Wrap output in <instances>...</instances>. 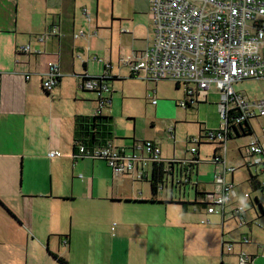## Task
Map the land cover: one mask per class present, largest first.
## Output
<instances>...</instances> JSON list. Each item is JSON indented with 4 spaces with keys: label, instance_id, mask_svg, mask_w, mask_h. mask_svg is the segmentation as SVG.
<instances>
[{
    "label": "crops",
    "instance_id": "1",
    "mask_svg": "<svg viewBox=\"0 0 264 264\" xmlns=\"http://www.w3.org/2000/svg\"><path fill=\"white\" fill-rule=\"evenodd\" d=\"M149 13L150 0H95L94 6L93 0H0V264H200L201 258L204 264H223L232 251L224 238L225 220L241 226L255 216L252 211L247 218L243 209L239 222L231 214L238 200L235 185H248L251 174L262 183L264 173L246 164V154H240L242 161L229 162L227 142L224 153L217 143L202 142L212 145L211 156L201 160L197 148V164L190 169L173 165L155 195L151 164L115 175L103 158L74 155L75 143L84 137L77 122L97 113L110 117L95 92L80 87L81 76L106 75L108 87L123 78L122 68L130 76L126 61L151 42ZM24 45L28 51H19ZM49 62L57 64L59 79L46 92L42 82ZM112 92L102 95L108 103ZM112 135L87 144L110 143L141 153L134 145L114 143ZM256 139L264 149L263 138ZM152 141L161 155L160 144ZM50 151L58 155L49 156ZM201 161L210 164L208 173L199 170ZM217 173L232 183L235 194L223 215L208 214L202 203ZM161 188L168 197L157 196ZM188 190L193 200L184 198ZM242 196L249 198L252 210L259 209L251 205L249 192ZM254 200L261 203L257 195ZM176 201L191 204L181 207ZM238 243L232 252L236 256L244 253L245 243ZM248 255L255 264L257 253Z\"/></svg>",
    "mask_w": 264,
    "mask_h": 264
},
{
    "label": "built area",
    "instance_id": "2",
    "mask_svg": "<svg viewBox=\"0 0 264 264\" xmlns=\"http://www.w3.org/2000/svg\"><path fill=\"white\" fill-rule=\"evenodd\" d=\"M149 14L151 42L133 60L126 61L131 72L141 73L146 79L155 81H173L184 90V106L186 101H193L213 85L219 93L218 111L223 124L232 109L239 113L233 118V123L264 117V94L249 97L234 89L238 82L264 78V0H150ZM28 49L27 45L18 48L24 52ZM92 59L100 61L97 56ZM58 78L57 64L49 62L43 89L51 91ZM106 78V75L95 78L81 76L80 87L95 92L98 102L106 105L109 99L102 96L110 92ZM205 136L225 152L220 133L210 130ZM187 143L196 145L200 140L187 138ZM194 145L187 149L191 158L197 151ZM137 149L140 154L134 151L127 153L124 148L110 143L97 148L75 143L74 155L103 158L115 175L132 174L138 167L163 161L159 146L152 140H144ZM245 154L248 166L264 171V149L256 138L247 144ZM55 155L58 152H49V156ZM191 158L168 159L165 174L172 172L173 165H185ZM226 171L232 172L233 168ZM183 177L188 178V175ZM180 182L183 183V178ZM213 183V191L203 193L202 203L208 214L223 215L235 195L233 185L221 173L214 174ZM243 209L238 205L231 211L239 222H242ZM248 242L247 237L241 240V243ZM231 248L232 245L227 244V250ZM237 260L238 264H253L252 255L243 252L238 254Z\"/></svg>",
    "mask_w": 264,
    "mask_h": 264
},
{
    "label": "rangeland",
    "instance_id": "3",
    "mask_svg": "<svg viewBox=\"0 0 264 264\" xmlns=\"http://www.w3.org/2000/svg\"><path fill=\"white\" fill-rule=\"evenodd\" d=\"M94 4L95 0H93V6ZM86 33L89 34L88 31ZM121 74L123 78L119 82H111L109 88L114 91L112 92V100L110 103L107 102L104 107L111 117L110 129L114 143H124L128 144L129 147L133 145L137 147L144 140L152 139L160 144L163 159L172 157L190 159L191 154L186 149L194 144L186 143V139H199L201 143L194 146L199 148L201 160L206 155L211 156L212 145L202 142H209L205 134L209 133L210 130L222 127L223 124L221 114L218 111L219 93L214 86L205 93L207 102H204V93H200V99L191 101L190 108H185L182 103L184 90L181 87L175 89L173 81L165 79L153 81L146 79L143 74L130 77L126 68L121 69ZM234 89L249 97H261L264 94V78L238 82L234 84ZM81 93L88 96L93 95L91 92ZM91 100L93 99H90V103H94ZM153 100L156 102L153 103ZM86 103L89 104V101ZM156 103L157 105L163 103L164 106L156 107ZM250 122L254 133L227 141L229 162L242 161L240 154L245 155L244 147L252 139L259 136L264 140L263 119L255 117L251 118ZM144 154L146 156L147 153ZM209 165L201 161L199 170L208 173ZM235 181L237 183L238 178ZM235 190L238 194V200L234 205H242L246 209L247 218L250 217L252 211L255 212V216L251 217V221L241 226L232 218L225 220L223 224L224 238L231 242L232 251L228 256H224L223 264H238L237 256L234 255L236 253L232 252L239 248L238 242H241L244 237L251 240V243L243 244L244 253L248 254L251 251L257 253L255 264H264V249L257 248V245L259 247L264 246V214H259L256 205L257 211L252 210L249 198L242 196L243 192L247 191L251 201H254V195H257V199L261 201L264 209V192L259 189H252L245 182L235 185ZM187 193L184 198L193 200L194 192L188 190ZM157 196L168 197L162 188L158 191ZM193 207H196V204L191 205L190 210ZM211 220L213 221V219ZM192 221L199 225V218H192ZM212 225L215 228H220L219 224ZM204 263L205 260L201 258L200 264ZM219 263L220 261L217 262V264Z\"/></svg>",
    "mask_w": 264,
    "mask_h": 264
},
{
    "label": "trees",
    "instance_id": "4",
    "mask_svg": "<svg viewBox=\"0 0 264 264\" xmlns=\"http://www.w3.org/2000/svg\"><path fill=\"white\" fill-rule=\"evenodd\" d=\"M130 73H131L130 76L132 77L133 72L130 71ZM82 76L86 77L85 74ZM90 77L95 78L99 76H90ZM149 80H152V79H149ZM175 87L179 88L177 84H175ZM185 107L186 108L189 107V101L185 102ZM238 115L239 113H237L235 109H232L230 113H228L227 118L224 121L223 127H220L215 130L216 132L221 134L223 143L227 142L228 140L232 138L251 135L252 133H254L250 120L244 119L237 123L232 122L233 118H236ZM110 121H111V117L103 116V115H100L99 113L94 114L92 116L83 117L81 122L79 121L77 122V127L79 129L78 133L82 134V136L85 137V138L84 137L82 138L83 139L82 143L84 144H87L88 142L93 143L96 140H98L100 136L106 137L110 135L111 134ZM199 138H201V136H199ZM103 143H106V140H104ZM186 143H187V139H186ZM212 143H215V142H212ZM216 150H214V153L212 155L213 158L217 157L215 153ZM198 161H199L198 152L196 151V153L192 156L191 160L186 163L187 168L189 167L190 169L191 166L196 165ZM164 173L165 172H164V162L163 161L160 163H153L152 170H151V177H150V186H151L152 195H155L157 190L160 188ZM248 182L252 189L254 190L259 189V190L264 191V186L258 180L257 175L251 174L248 178ZM163 202L167 203V201H163ZM170 202H173V201L170 200ZM176 203H178L181 207H184L187 204H191L185 201H176ZM254 204L258 206L259 214H264L257 200L251 201V205H254Z\"/></svg>",
    "mask_w": 264,
    "mask_h": 264
},
{
    "label": "flooded vegetation",
    "instance_id": "5",
    "mask_svg": "<svg viewBox=\"0 0 264 264\" xmlns=\"http://www.w3.org/2000/svg\"><path fill=\"white\" fill-rule=\"evenodd\" d=\"M168 169L167 168H164V172L167 171Z\"/></svg>",
    "mask_w": 264,
    "mask_h": 264
},
{
    "label": "bare ground",
    "instance_id": "6",
    "mask_svg": "<svg viewBox=\"0 0 264 264\" xmlns=\"http://www.w3.org/2000/svg\"><path fill=\"white\" fill-rule=\"evenodd\" d=\"M134 74H136V73H133V75H134ZM58 79H59V78H58ZM43 90H44V89H43ZM44 91H45V90H44ZM85 91H86V90H85ZM46 92H48V91H46Z\"/></svg>",
    "mask_w": 264,
    "mask_h": 264
}]
</instances>
